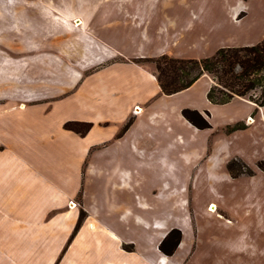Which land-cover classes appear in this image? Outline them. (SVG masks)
Listing matches in <instances>:
<instances>
[{"label": "crops", "instance_id": "obj_1", "mask_svg": "<svg viewBox=\"0 0 264 264\" xmlns=\"http://www.w3.org/2000/svg\"><path fill=\"white\" fill-rule=\"evenodd\" d=\"M55 1L0 0V264L197 263L196 214L184 198L139 195L131 170L103 162L106 146L124 137L109 126L127 122L140 103L148 106L153 88L165 95L145 60L201 59L263 41L264 2L261 20L248 22L241 0H230L226 21L207 19L206 9L188 0L161 6L153 0ZM64 31L67 41L56 40ZM200 84L207 109L247 108L244 118L226 126L227 135L247 133L264 142V109L238 96L211 104L208 74L165 96L188 99ZM185 107L196 108L177 109ZM69 122L91 128L83 135L66 129ZM239 123L243 130L227 131ZM230 141L217 139L207 149L223 178L254 180L264 173L258 166L264 157L252 168L243 153L225 152ZM234 159L254 173L234 177L227 168ZM216 209L208 205L209 212ZM243 213L244 227L264 229V198L247 196ZM175 229L181 240L167 255L160 245Z\"/></svg>", "mask_w": 264, "mask_h": 264}, {"label": "rangeland", "instance_id": "obj_2", "mask_svg": "<svg viewBox=\"0 0 264 264\" xmlns=\"http://www.w3.org/2000/svg\"><path fill=\"white\" fill-rule=\"evenodd\" d=\"M35 1L44 5L56 2ZM166 1L153 0L152 3L161 6ZM60 2L66 4L67 0ZM187 2L202 6L208 12L207 19L217 21H226L232 4L230 0ZM263 2L264 0H241L238 7L241 12L248 14V22H254L261 20ZM169 3L179 5L181 1L170 0ZM61 35L66 38L59 39ZM67 38L68 34L64 31L57 35L56 40L63 42ZM148 65L155 69L153 63L149 62ZM201 86L202 84L191 92L188 99L170 98L158 94L156 88H153V98L148 106L140 103L142 107H135L127 122L117 125L115 122L111 123L109 127H119L117 133L124 137L122 141L113 140L106 146L103 162L131 170L137 192L141 196L164 195L186 199L189 210L196 214L194 224L198 226L201 238L198 241L197 263L190 264H264V229L257 231L252 226L244 227L242 224L245 198H264V173L258 174L254 180L246 176L235 180L223 178L221 169L214 168L215 159L207 153L209 145L214 141L227 138L231 141L225 152L243 153L249 166L253 168L257 167L255 159L264 157V142H254L251 135L241 133L242 131H239V135H236L238 132L227 135L226 126L234 122V119L244 118L248 113L247 108L236 103L218 106L211 111L206 107L208 102ZM248 96L260 102L259 91L250 92ZM188 103L196 108H185H201L211 113L212 129L200 130L188 124L177 109V106ZM134 116H138L137 119ZM252 122L254 121H249ZM126 134L128 136L125 137ZM233 171L236 176L254 173L252 170L247 173L240 163L234 166ZM214 174L220 178L214 177ZM211 203L217 206L213 213L208 211ZM220 212L233 218V221L217 215ZM175 238L176 235L166 246L170 247Z\"/></svg>", "mask_w": 264, "mask_h": 264}, {"label": "trees", "instance_id": "obj_3", "mask_svg": "<svg viewBox=\"0 0 264 264\" xmlns=\"http://www.w3.org/2000/svg\"><path fill=\"white\" fill-rule=\"evenodd\" d=\"M145 61L155 65V76L165 95L186 90L204 74H208L214 81L207 92V99L211 104L225 105L238 96L248 97L247 99L256 103L257 107H264V40L251 46L220 48L213 56L201 59H181L162 55ZM254 91L260 92V102L254 101L251 96H248L250 92ZM182 114L197 129L212 128L208 120L211 116L209 111L202 114L198 110L185 108ZM65 128L84 135L90 130L91 124L69 122L65 124ZM244 128L245 125L239 123L228 126L227 131L234 132ZM237 163H240L247 173L252 172L241 160L234 159L227 165L229 172L234 177L236 174L233 169ZM258 166L264 170V161L259 162ZM83 216L84 213L81 214L80 219ZM174 235H176L175 241L170 247H167L168 241ZM180 240L181 232L176 229L172 230L161 243L160 250L167 255H172Z\"/></svg>", "mask_w": 264, "mask_h": 264}, {"label": "built area", "instance_id": "obj_4", "mask_svg": "<svg viewBox=\"0 0 264 264\" xmlns=\"http://www.w3.org/2000/svg\"><path fill=\"white\" fill-rule=\"evenodd\" d=\"M250 120H251V121H254L253 118H249V119H248V121H250ZM76 206H77L76 203L71 202V207H76Z\"/></svg>", "mask_w": 264, "mask_h": 264}, {"label": "bare ground", "instance_id": "obj_5", "mask_svg": "<svg viewBox=\"0 0 264 264\" xmlns=\"http://www.w3.org/2000/svg\"><path fill=\"white\" fill-rule=\"evenodd\" d=\"M210 211H214L215 210V207L213 205H210Z\"/></svg>", "mask_w": 264, "mask_h": 264}]
</instances>
